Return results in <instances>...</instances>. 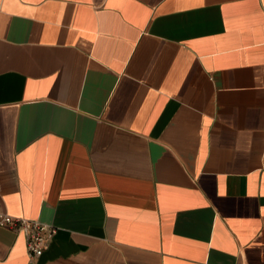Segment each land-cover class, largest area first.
<instances>
[{
  "label": "crops",
  "instance_id": "1",
  "mask_svg": "<svg viewBox=\"0 0 264 264\" xmlns=\"http://www.w3.org/2000/svg\"><path fill=\"white\" fill-rule=\"evenodd\" d=\"M0 264H264V0H0Z\"/></svg>",
  "mask_w": 264,
  "mask_h": 264
},
{
  "label": "built area",
  "instance_id": "2",
  "mask_svg": "<svg viewBox=\"0 0 264 264\" xmlns=\"http://www.w3.org/2000/svg\"><path fill=\"white\" fill-rule=\"evenodd\" d=\"M0 226L23 232L26 238L27 254L33 259L42 255L57 231L53 225L23 217H14L6 213H0Z\"/></svg>",
  "mask_w": 264,
  "mask_h": 264
}]
</instances>
